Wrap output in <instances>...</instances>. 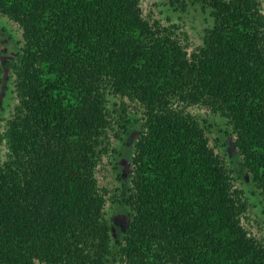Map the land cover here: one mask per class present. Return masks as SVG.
<instances>
[{
	"label": "trees",
	"instance_id": "trees-1",
	"mask_svg": "<svg viewBox=\"0 0 264 264\" xmlns=\"http://www.w3.org/2000/svg\"><path fill=\"white\" fill-rule=\"evenodd\" d=\"M189 1L214 20L192 54L143 19L140 0H0L24 40L0 164V264H114L95 177L108 88L145 110L121 264H264L202 124L177 106L229 118L264 198V13L256 0L170 3ZM3 75L0 61V86Z\"/></svg>",
	"mask_w": 264,
	"mask_h": 264
},
{
	"label": "rangeland",
	"instance_id": "rangeland-1",
	"mask_svg": "<svg viewBox=\"0 0 264 264\" xmlns=\"http://www.w3.org/2000/svg\"><path fill=\"white\" fill-rule=\"evenodd\" d=\"M256 1L264 13V0ZM140 7L145 21L178 39L189 54L203 46L207 30L214 25L211 12L199 3L189 1L173 6L170 0H140ZM23 49L21 28L0 13V61L4 69L0 86L1 165L9 161L4 135L19 106L13 65L16 54ZM104 97L109 127L98 147L100 156L95 177L106 200L105 221L111 229V259L114 264H121L120 247L128 229L137 220L128 198L142 182L135 173L134 161L141 158L136 145L142 136L145 110L137 101L117 94L113 88L105 90ZM177 106L202 124L210 148L220 158L231 178L232 192L237 193L235 198L243 205L244 212L240 216L242 227L250 238L264 247V198L254 185L251 172L243 167L241 153L235 149L236 137L229 118L203 104Z\"/></svg>",
	"mask_w": 264,
	"mask_h": 264
}]
</instances>
